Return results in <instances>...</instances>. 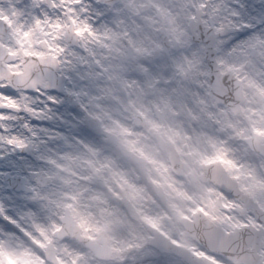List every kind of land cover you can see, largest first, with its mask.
<instances>
[{
    "label": "rangeland",
    "instance_id": "rangeland-1",
    "mask_svg": "<svg viewBox=\"0 0 264 264\" xmlns=\"http://www.w3.org/2000/svg\"><path fill=\"white\" fill-rule=\"evenodd\" d=\"M40 1V0H39ZM34 3H38V0H33ZM171 2V1H170ZM260 2L259 0H244L243 3L248 4V13H246L244 20L234 19L235 9L224 8V11L219 10L218 17L221 19L223 26L231 28L232 24L240 25V30H243V24L248 20H251L253 25H259V19L255 17L260 16L264 13V6L262 4L257 9L256 5ZM79 12L82 15L81 24L92 29L93 24H96L98 19H113V18H136L141 17L136 14L135 10L127 13L121 10L119 7L115 8H104L102 6L94 5L90 0H81ZM218 8H221V3L218 4ZM257 9V10H255ZM167 9L164 11L166 12ZM54 13V11H53ZM47 15V13H45ZM0 17H4L11 24V41L9 46L11 50L20 49L27 53H34L38 48V44L32 43V31L36 26L34 25L35 13L31 8L27 7V0H0ZM143 17V16H142ZM181 19H185V16H178ZM52 18L55 20L52 16ZM61 20V19H60ZM62 21V20H61ZM232 23V24H231ZM64 23L61 25V33L63 36ZM98 29L103 30V34L106 35V28L102 26ZM250 40L249 46H255L259 49L260 56L255 60L259 65H253V69L249 72L246 71V86L253 91L258 93H264V27H257V30L251 35H248ZM21 41H23L21 43ZM187 49V45H182ZM262 49V50H261ZM186 54L189 53V57L185 54L180 58V64L183 66L180 68V72L190 78L188 81L181 82L177 75L178 84L175 87H168L165 89L154 90L146 92L141 98L146 101L140 104L141 107L146 109L151 105L152 99H147L148 95L154 93H162L165 96V100L160 104L163 109L165 106L169 108L171 113H178L184 118V120L191 122V119H200L201 115L208 114V108L205 105L211 103L210 87L207 80V75L202 67V54H198L196 48L192 50H183ZM245 58L250 59L249 54ZM244 58V59H245ZM252 60V59H250ZM188 66L197 67V70H190ZM14 69H19L18 64L12 66ZM67 72L66 68L63 69V73ZM193 72V73H192ZM114 73L108 76L111 80L115 77ZM195 73V75H193ZM80 75V76H79ZM77 75L76 86L80 96H82L86 102H84L85 116H81V113L77 119L85 122L86 116L89 113L98 114L102 116L103 126L100 130H97L96 137H82L79 135H73L75 131V122L71 113L67 111L68 105H65L64 112L61 109L63 115L73 124V129L68 131L65 137L58 138L49 148L42 150L38 153L40 159L33 160L32 157L27 153L24 156L27 157V163L24 165L25 171L19 173V170H13V173H19L25 176L33 186L34 191L32 193L16 192L10 190V188L4 182V177H0V215H7L11 212L18 219L15 221L25 230V234L18 233L6 229L3 225H0V264H95L91 259L90 254L83 248L78 246V243L74 240H63L58 239L55 235L54 222H58V215L62 212L64 206L69 202L68 196L76 195L77 209L82 211L86 208V217L94 214L99 210L105 209V201L102 203V198L99 194H102L97 188L92 189V192H88L91 187V183L101 184L100 179L112 178L114 175H124L123 168L118 167L119 160L126 156L135 159V156L131 157L133 152L131 149L137 148L139 151L142 149V141L138 142L137 139L127 138L124 132L128 129L129 125L126 121L129 115H126L128 106L121 107L116 104L114 99H123V102L133 105L135 110L137 109L134 105L133 100H127L126 93L130 91V81H124L121 84V89H116L115 86H110V82L106 81L107 85L101 83L93 76V81L87 82L82 79L81 74ZM174 77V75L172 76ZM171 77V78H172ZM195 78L196 81L192 80ZM107 78H105L106 80ZM0 83H5L0 81ZM89 84V85H88ZM127 87V88H125ZM125 88V89H124ZM249 89V90H250ZM124 94L120 96V93ZM73 98L70 102L72 104H80V97ZM19 98L15 101V104L23 109L31 111L30 103L32 98L23 91L18 90ZM120 96V97H119ZM110 99V103H108ZM166 102V103H165ZM155 105V104H154ZM157 106V105H155ZM206 109L202 112V109ZM119 114L117 117L116 115ZM210 114V113H209ZM18 119L17 115L12 114L8 116L4 121H0V126L4 128H12L13 131L19 135H24L23 129L16 124ZM206 124L204 121L196 122L194 125ZM123 132V136L120 130ZM67 131V130H66ZM229 139H222L221 144L224 146L228 145V149L231 152V160L240 169H236L233 174H239L241 176V182L243 187L247 188L255 196L257 201L264 208V156L252 154L247 149L243 137L236 136L229 133ZM139 137V136H137ZM141 137V135H140ZM196 137V136H195ZM26 139V138H25ZM184 145L181 148L184 153L193 151H199L197 144V137L191 136L183 137ZM194 141L195 143H193ZM210 148L208 143L205 149ZM9 151L8 147L4 144H0V154H7ZM210 154V153H209ZM211 155V154H210ZM16 159H19L17 157ZM150 160L147 157L146 161ZM110 162L112 165V171L105 174H98L97 169L101 163ZM7 163V161H5ZM31 165L29 167L28 165ZM158 166H162V163H157ZM39 175H43L47 184L41 186L37 182ZM138 179V175H135ZM84 184H83V183ZM166 186L171 191V198L174 200L181 201L188 199L187 185H183L181 181H174L171 175H167ZM139 191L143 194V189ZM166 189V187L164 186ZM96 193V194H94ZM186 193V194H185ZM5 194V195H4ZM181 194V196H179ZM182 196L184 198H182ZM96 198L99 201L93 202ZM150 197H145V204L149 205ZM139 201H137L138 203ZM168 208L175 210L170 206L167 201ZM135 204V203H134ZM134 204H131L134 207ZM185 206V205H184ZM190 206L185 207L184 212L176 213V222L182 220V216L188 215V209ZM91 209V210H90ZM187 211V212H186ZM141 209L137 207L135 214L131 215L135 218L137 227L145 222L149 225L155 226L154 222H151L152 217H142L140 214ZM159 213V211L156 213ZM174 214V213H172ZM170 214L169 216H172ZM94 217V215H93ZM118 218V216H117ZM130 218V220H131ZM90 219V218H89ZM129 220V221H130ZM126 221V224L129 223ZM168 221V220H167ZM125 223V221H124ZM136 230L135 238V261L136 264H179L178 258L170 255L168 252L162 254L157 252L152 246L147 243V236L149 234L137 233ZM120 237V236H118ZM177 239V238H176ZM178 239L183 242L186 246L193 248L195 254L201 252L202 247L198 244L195 239L190 238L184 231H179ZM142 240V241H140ZM71 241V242H67ZM54 243L56 246V259L48 262L46 261L41 251L45 249L47 244ZM71 244V245H69ZM264 260V246L260 251ZM223 264H227L223 261ZM243 264V263H233Z\"/></svg>",
    "mask_w": 264,
    "mask_h": 264
},
{
    "label": "flooded vegetation",
    "instance_id": "flooded-vegetation-1",
    "mask_svg": "<svg viewBox=\"0 0 264 264\" xmlns=\"http://www.w3.org/2000/svg\"><path fill=\"white\" fill-rule=\"evenodd\" d=\"M64 1L60 0V3L63 5L61 9H64V14L60 13V18L65 17L68 23L73 20L76 21V24H81L80 12L76 8L69 9L68 15L65 16V8L72 3L71 0H67V4L65 5ZM171 1L174 10L171 12L170 17L165 18L161 8L169 10V0H124V8L126 4H129L131 10L137 7L144 9L146 17L144 19H115L113 22L117 24L105 26L106 35L103 34L102 29H98L102 27L100 25H94L92 29H89L88 34L80 40L77 46L79 49L78 55L84 57V60L81 61L82 66L79 69L78 75L81 74L82 79L85 81H93V76L101 81L104 76L113 74L115 70L118 75L114 79L115 83L121 81L131 82L133 79H137L135 87L146 90H160L167 85L168 81H170V84H174V80H171L170 77L181 66L179 40L187 38L190 44L202 45L201 52H203L204 57L207 54L206 42H199L195 39V34L198 32V23L202 27L212 28L211 35H215L217 32H225L222 36L213 37L212 46L215 60L221 71L233 66L237 69L236 72L240 74L238 66L242 64L246 70L253 69V67L247 68L248 60L245 58V55H248L247 37L230 45L236 34H232L228 28H217L218 20L213 14L211 15V12L215 10H224V8L235 9V6L241 4L242 0H187V6L194 8V14H197V12L206 14L205 18H201V20H188L187 24L175 18L183 6L184 0ZM219 3H221V8H218ZM260 5L261 2H258L256 6ZM145 6H147L146 9ZM129 48H131L130 54H132V58L129 61L132 62V66L126 67L122 63L127 60ZM251 53L250 50L252 58L258 57L257 50H255L254 55ZM139 64L142 66H138ZM206 64V68L209 70L207 61ZM196 69L197 67L191 68V70ZM182 79L187 80V77L183 78L182 76ZM244 92L245 100L238 114L233 113L228 107L226 108L221 106V104H217L215 101H213L214 105H208V114L203 115V118H206L204 121H206L207 125L194 126L190 122L189 125L185 126L183 118L171 113L168 108L164 111V115L161 118L157 114H154V123L149 133L158 140L164 139L166 142L170 141L178 149L183 144L182 139L184 135L193 136L199 133V136L205 137V143L200 147L203 148L207 140L210 144V148L203 152L182 154L183 158L188 162V167L185 175L183 174L179 179L184 184L187 181L189 182L191 186L186 191L187 196L191 197L194 201L199 202L205 199L207 196L206 189H217V185L210 179H202L201 158L213 155L217 148H223L228 158L231 159V153L220 143L219 139L229 137L230 132L242 135H250L252 132L264 134V101L261 100L264 95L247 88L244 89ZM152 100L153 103L160 104L165 100V96L162 93H155ZM83 102H85L84 98ZM216 107H223L222 111L225 114H215L214 109ZM148 125L147 121L145 127ZM162 153L163 159L168 163L166 153ZM148 154L149 157L152 156L150 152ZM161 175L166 179V172H162ZM183 176H186V178H183ZM155 177L158 179L157 176ZM239 186L244 193L250 194L249 190L243 187L241 181H239ZM127 190H130L128 186L124 192L127 193ZM114 191L118 194L121 192L120 183H115ZM124 195L126 196V194ZM233 199L236 201L233 205L235 211L231 214V220L225 221L222 227L228 231L249 223L257 224L252 211L253 208L248 206L242 198L238 199L233 196ZM100 238L110 245H113L112 239L116 240L114 237L109 238L108 236L101 235L97 236L95 241H98Z\"/></svg>",
    "mask_w": 264,
    "mask_h": 264
},
{
    "label": "snow or ice",
    "instance_id": "snow-or-ice-1",
    "mask_svg": "<svg viewBox=\"0 0 264 264\" xmlns=\"http://www.w3.org/2000/svg\"><path fill=\"white\" fill-rule=\"evenodd\" d=\"M261 4L264 6V0H261ZM27 7L35 13L34 25L36 27L31 30L32 43L38 44L34 54L28 58L35 61L37 65L31 69V74L32 77L39 78L51 86L45 87L43 83H40L37 87L25 90L32 98L31 111H29L15 104L19 98L17 89L7 83H0V121L15 114L18 117L16 124L24 132V135L21 136L12 128L0 126V144L6 145L9 149L6 155L0 154V177L15 178L13 170L17 169L19 173H23L24 165L27 163L25 153H28L33 160H39L38 153L49 148L58 138L65 137L68 131L73 129V124L61 112L65 105H68L67 111L71 113L75 122L73 135L90 138H95L97 135L92 126L77 119L79 114L84 112V107L81 104L70 102L79 95L76 79L82 66L81 61L84 60V57L78 55L77 45L88 34L90 26L76 24L71 27L68 35L61 36L63 22L60 20V11L63 5L60 0H44V2L38 3L27 0ZM79 7V3L68 5L65 8V16L68 15L69 9ZM53 10L56 15L55 20L52 18ZM246 13H248V4L243 3L242 0L241 4L235 6L234 19L244 20ZM255 19H259L260 24L254 26L252 21L248 20L243 24V30H237L230 45L251 35L257 30V27H264V13ZM65 68L68 69L69 74L61 75V71ZM17 157L19 159H16ZM200 165L203 169L219 167L223 169L224 174L219 178L216 190L212 188L205 190L207 192L205 199L197 202L189 198V203L195 206L190 207L189 214L183 218L188 222H191L193 217L201 218L209 235L215 238V243H224L229 247L237 245L235 251L243 255H250V250L239 247V241L234 240L232 234L225 232L222 227L225 221L231 220V214L235 211L233 205L236 201L233 199V192L230 189L238 190V186L235 184L237 177L233 175L237 166L228 158L223 148H217L211 156L202 157ZM28 166L31 167L30 164ZM96 171L98 174L111 172L112 165L110 162L101 163ZM115 182L117 184L126 183L123 176H117ZM128 196L130 204H134L140 199L134 189L129 190ZM67 199L69 202L64 206L62 212L57 214L58 222H54V230L91 231L93 221L78 211L76 203L78 197L71 195ZM17 219L11 212H8L7 215H0V225L8 230L25 234V230L15 222ZM165 239H168L169 244L174 247L179 245V242L174 238L165 237ZM197 255L201 258V264H223L225 259L223 253L216 252L211 248L202 249ZM246 264H257V261L253 256ZM260 264H264V260L260 261Z\"/></svg>",
    "mask_w": 264,
    "mask_h": 264
},
{
    "label": "water",
    "instance_id": "water-1",
    "mask_svg": "<svg viewBox=\"0 0 264 264\" xmlns=\"http://www.w3.org/2000/svg\"><path fill=\"white\" fill-rule=\"evenodd\" d=\"M28 58L29 57H26V59L24 61V72L18 76V83L24 87L32 88V87H35V85L37 83L41 82L42 80L39 78H36V77H32L31 69L35 68L37 65H36L35 61L29 60ZM2 59H3V57L0 56V66L2 64ZM33 62L35 65H33ZM1 70H3V69H1ZM24 182H25V179H23L21 177L10 178L11 185H13L16 189L30 190V188L27 187ZM71 233H73L72 230L65 229V230L60 232V235H68ZM199 236L202 238V240L209 247H211V249H219V251H222V252H229V251L232 253L235 252V254H234L235 257H238V258L243 257L242 256L243 254L239 253L238 251H235L237 245H232L231 247H229L228 245H226L224 243H215L214 242L215 238L210 236L209 233L199 234ZM235 236L237 237L236 241H239V247H241V248H245L250 243L254 244V248L252 250H250V255H245V259H246V261H249L254 256L257 263H258L259 256L256 254V251L261 245V240H260L261 234H259V233H258V235L256 233L246 234V233L242 232V233H238L236 235H233L232 236L233 239ZM48 251L52 252L53 248L51 247ZM188 259H189V262L193 263V264H200V263H198V261L201 262V260H198L197 258H193V257L191 259L188 257Z\"/></svg>",
    "mask_w": 264,
    "mask_h": 264
},
{
    "label": "bare ground",
    "instance_id": "bare-ground-1",
    "mask_svg": "<svg viewBox=\"0 0 264 264\" xmlns=\"http://www.w3.org/2000/svg\"><path fill=\"white\" fill-rule=\"evenodd\" d=\"M127 193H129L128 190H127ZM144 202L145 201H140L139 204L142 205L143 213L148 215L152 211V209H154V208H151L150 206H145ZM171 203H172V205H177L175 202H171ZM180 264H185V263L183 261H181V259H180Z\"/></svg>",
    "mask_w": 264,
    "mask_h": 264
}]
</instances>
